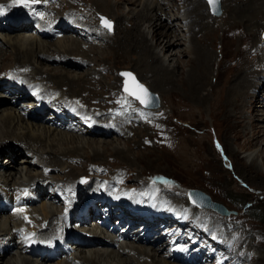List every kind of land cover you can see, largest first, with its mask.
Instances as JSON below:
<instances>
[{
  "label": "rangeland",
  "instance_id": "1",
  "mask_svg": "<svg viewBox=\"0 0 264 264\" xmlns=\"http://www.w3.org/2000/svg\"><path fill=\"white\" fill-rule=\"evenodd\" d=\"M0 1L3 2L5 0H0ZM38 1H40L41 5L44 4L43 0H38ZM62 1L61 0L59 1L52 0L50 2L47 1L46 5H50L52 7L56 5L58 2V6H61L62 4L66 2V0L65 1L62 0ZM86 1L88 2L89 6L91 5L92 7L91 10L94 11V13H96L94 14L93 19L86 17L85 13H82L81 15L77 14L76 9L71 10L68 14H73L72 16L79 18V21H77L74 24L77 27L79 25L92 27L93 25H96L95 23H98V20H97L98 18L100 21V16H104V15L99 16L98 14V13L103 14V12H101V8L103 9L102 11L107 10L108 13H111L110 14L111 17L113 16L114 18L112 19V18H109L108 16H104L112 24L111 31H106L105 29L101 30L100 37L98 38L104 39L105 38L104 34L115 36L117 27H121V32L124 33V31L122 30L123 24L125 28L131 29L132 24L130 23L125 24L123 22L121 23L119 19L118 18L115 19V17L121 16L123 17L124 20L127 19L126 21H131L132 20L131 18L135 16L134 14L139 13L143 5L146 4L148 0H132L133 1L132 5L131 3L129 4L126 2L125 3L119 2L118 7H115L117 4L116 0H110V2H108L109 0H104L105 6L107 5L106 8L100 7L99 5V4H102L103 0H86ZM218 1H219V6H218L219 13H212L210 6L208 5L209 2L207 0L204 1L205 3L208 2L207 3L208 13L206 9L204 13H206V15L208 14L210 17H215L217 19V23L215 24V27L213 28L214 33H211L209 35L212 39H215V38L216 39L213 41V43L210 41L209 42L205 41V44H207L208 46V49H207L208 51L206 50V52L204 53V55H206L207 57H208V54L212 53L213 59H216V63L213 67L214 71L212 73L211 72L209 73V77L212 79L213 86L223 85L225 81L230 82L231 80H233L235 77H237L240 74L237 72L241 71V67L243 66V64L247 62L248 60L250 61L251 59L254 58V56H256V54L253 53V50H255V47H254L255 45H252L249 47L246 44L247 38H246V41L244 39L246 35H242L239 32V29L241 30L243 29L242 31L244 32L245 24L241 23L239 24L241 27L233 28L232 26L236 25V20L228 21L229 19L227 18H229V14H227V12L226 14L224 13V11L226 10L225 8L227 6L226 0H218ZM12 2L14 3V0ZM162 2H166L167 6L166 5L165 6L168 9L167 13L169 14L170 18L173 20L174 25L176 24L175 26L180 29L178 33L181 36L184 35V33H188L190 30L188 31L185 29L183 31V28L181 29V26H179L181 25L182 20L180 19V22H179L178 19L181 17L178 18L179 13H177L178 10L176 8L177 7L181 8V6H183L181 4L182 2L178 1L176 4L178 3L179 4L176 5L175 7H173V4L169 3V1H164V0L159 1L161 5H162ZM14 4L16 6L14 5L13 6L14 8L11 7L9 10L6 9V7L4 6L5 10L11 12L12 14L13 13L17 14L15 12L17 11L16 7L18 6V4L16 3ZM0 6H3V5L0 4ZM213 6H216V2L215 4H213ZM41 9H39V12L41 11ZM26 11L31 13L30 10L28 11V9H26ZM52 11L56 12V9H53ZM60 11L61 13H63L64 10L60 8ZM210 12L212 13V15L213 14L214 15L212 16ZM24 13L27 15H30L26 12ZM43 13H41V15ZM44 16H46L45 13L41 16V18L43 17V19H45L46 17ZM223 16L225 17L222 18ZM220 17L222 19H220ZM209 22H210L209 23L210 27H212L213 22L211 20H209ZM227 23L229 26L227 25ZM146 26L148 27V25L146 24L144 25L143 28L144 30H146V32L148 31L147 33L149 35L148 36L149 42L150 43L152 42L155 46V41H152L153 33L150 32L149 34V30ZM72 28L73 30L75 29L74 27ZM184 28L188 29L190 28V26L186 23L184 24ZM52 30H54V28ZM222 30H223V34H222ZM7 31H12V32L7 33V32H3L0 30V48L4 47V53H3L4 55L1 56L2 68L0 70L1 71L0 74L2 73L1 75L2 77L4 76V73H7L9 69L13 70L14 67L18 71L17 73H20V75L26 76L23 72L24 69L21 70L19 68L22 64L19 63L18 65L13 66L15 60L13 61V55H11L12 48L6 44L8 43L7 41L12 42V43L24 42V44L22 43L23 44L22 46H24L25 49L28 48V43H32V44L34 43L32 42V40L33 41L34 40L46 41L49 44L50 43L54 44V47H53L54 49L50 51L52 52L50 54H53V53L55 54L56 48H58L57 47L58 44L61 46L62 43L64 44V42H67L68 39L72 41L79 40V38H76V37L80 35V33H72V34H68V36L62 34V37L56 40H53V39L39 38L38 35L33 31L32 32L31 31L14 32V30L10 28H7ZM195 31H197V29ZM123 33L122 34L117 33L119 39L123 35ZM258 33L259 32H257L256 36L252 37V39L253 40L256 39L255 41L258 40L260 44H263V47H264V31L262 32L261 35H258ZM19 35H22L21 38L23 39H19L20 37L19 38L16 37ZM8 36H11V37H8ZM92 36L93 35H91V37ZM91 37L89 36V38L86 39V41L88 40V42H90L91 40H93V38ZM203 37L204 36L200 33V34H197L196 39L197 41L198 40L200 41L203 39ZM98 38H95V39H98ZM181 38L180 40L184 42L183 43L181 42L179 45H177V47H174L172 54H168L167 56L168 61H166V64L171 63L172 68H179L180 63H181V67L183 68V65L185 63L184 70L187 73H190L189 75H187L188 79H190V77L193 78V76H195L194 74H198V73H195L194 71L195 69L193 71H190L192 68V65L191 67L190 66L187 67L186 65L187 61L190 58L182 54L181 51L189 50V43H187V40L185 42L184 36ZM100 39H98L99 41H94V44L91 43L90 46L92 48L90 47L87 48V45L90 43H88L86 46L83 45L82 48H80L81 53L80 52L79 53L84 54L83 58H80L79 56L75 54L72 55L73 57H75L73 58V61H75L74 63L69 62L68 64H64V63L60 64L58 62H50V63L48 62L46 64L44 63L45 66L44 65L42 66V65H38L37 62L32 60L30 64L33 65L34 67L33 66L31 67L32 70L31 68H29V71L30 73L34 72L37 66V68H39L41 71H44L46 70V68H49L50 70L49 69L48 70L50 71V73H56V71H61L63 69V70L70 71L69 73H74V74L77 73L76 75H83V73L86 74V72L90 71L89 69H94L93 72L99 73L97 76L98 78L100 77L99 79L101 83H99V85H96L94 87V90L90 88V86H85V89H87V91L82 94L81 98L80 97L79 98L84 100L88 96L95 95L96 97V95H99V98L103 99L110 94L117 93L114 100L118 97L117 98L118 107L127 105V104L124 105L121 103L128 102L127 99L130 98L128 96V93H126V91L123 90L124 88L123 77L120 76V73L122 71L131 72V74H133V78L138 82V84L140 83L141 85L146 87L147 91H150L151 93H155V95L160 100V105L155 110H146V109H143L142 107L138 108L140 112L134 115L136 118H134L133 122H136L138 126L142 125L140 126V128L144 127V129L138 130L140 133L139 137L136 135V133L133 130L129 133L127 129H123L124 133L121 134L122 127L120 128V130L119 128H116L118 129L116 130L117 135L111 132H109L108 135L106 134H90L89 135L88 134L89 131H85L84 133L82 132L76 133L71 130H70V133H66L61 130H58L57 127L52 128L50 124L44 123L37 115H35L38 117L35 119L41 120L40 122H38V124L42 123L41 125H45L46 127L49 126L53 130H57L58 132H61L62 135L63 134H70L73 136L76 135V137L77 136L83 137L85 141L87 142H93L95 140L97 142V143H91V145L95 147L94 149H91L87 144H84V146L86 147L82 148V151L78 153L82 157V159L77 160V161H80V163L77 165H74V167L78 166L75 172H79V171L83 172V174H77L80 176L83 175L79 179L73 178L72 176L68 175L71 172L70 171L71 168H67L63 170L58 168L56 169L58 171H52L51 169H48V173L46 174L47 178L48 176L53 174L52 178L54 177L55 180L59 182L58 184H63L64 191L66 192H68L69 189H72L71 182L74 183L75 181L76 182L80 181L84 183L85 179H88V182L85 185L87 189L93 186L94 192L96 190H97L96 192L99 191V193H102L106 190L110 192L118 191V194L122 193L121 196L122 195L124 196L126 194V196H124L125 199L128 198L133 201H139V200L136 198V196L133 197L134 194L132 195L128 193L126 189L131 188L132 191H134L135 193H138L141 190H143V188L151 185L149 182L150 180L151 181L156 180L155 185L153 187H148L147 188L148 191L146 189L144 193L146 194L147 197L148 196L151 197V200L148 203L154 206L157 204H161V206L164 205L166 209L168 208L167 210L171 214L170 224L174 223L175 227H178L179 233H182L186 236L187 235L191 236V240L189 243L190 247L188 249L189 251L190 249L197 247L196 249H199L200 253L204 252V255H205L204 259L207 260L206 264H219L220 262L224 264H264V182L262 178H258L255 181H248V179L244 177L245 179L244 180L241 174L239 173L240 166H238L237 163L231 159L230 153L228 151V147H229L230 149H232L233 151L237 153V157L239 159L241 160L243 159L245 162H250L251 159L254 158L256 159V163L258 164V166L261 167L263 165L261 151L264 146V143L261 146H257L256 148L252 149L251 151L242 150V148L240 147L242 143L240 141L235 140L233 133L230 132V130L228 129V126L227 127L225 126L226 124L223 118L219 116L221 110L210 107L202 99L204 95L206 94V92L201 93L200 91L191 90V89L189 90L187 87L181 86V83L179 82H174V84L172 85H163L161 87H157V85L152 84L153 83L152 81H149L148 83L150 84L151 82L152 84L151 86H153V88L157 90L159 93L153 92L151 91L152 88L150 87V85L146 83L147 81L144 78H142L140 75L143 68L139 69L133 66L134 61H135L133 57L135 56H133L132 54L129 56V58H127L124 55L123 51H120L119 49H115L113 54L112 53L110 54L111 57L106 58L107 56L104 53L105 52L109 53L110 51H106V49L108 48V45L99 46V47L96 46L97 44H101V43L105 44V42L101 41ZM115 41H116V38H115ZM32 44L29 45V48L32 47L31 46ZM160 48L158 49L156 48L157 52H159L162 49ZM60 56L63 57L64 59L67 58V56L64 57V55H60ZM78 59L85 60L88 65L83 66V67H81L80 65L78 66V64H76ZM97 59H100V62H95V60ZM149 61L150 59L148 60V62ZM95 63L97 65L101 63L102 65L100 68H98L97 66H95L96 65ZM239 65H240L239 69L236 70V67ZM249 65H251V63ZM9 66L10 67L12 66V67L10 68ZM217 67L220 68V71H218L220 73H216ZM105 68H106V71L101 70V69L104 70ZM107 69H109V71H107ZM218 75H220V77H218ZM45 76L46 75H44V77ZM151 76L152 75H150V77ZM60 78H62V76H60ZM116 80H119L120 83H118ZM3 81L6 82L5 80ZM261 83H263V85ZM260 84L264 87V78L260 81ZM45 85L44 87L46 88L47 85L46 86ZM109 85L111 88H109ZM261 85H259L258 90L256 89L254 90L255 93L257 91L259 92ZM49 86L52 88L55 86V83H50ZM113 86H115L116 88L115 91L112 90ZM103 87H106V88L104 89ZM54 88L57 89L56 87ZM9 89H11V86L9 87ZM67 89H69V87L64 86L62 87L61 90L62 92L63 91L67 92L66 91ZM5 90H7V92H3V90L1 92L0 90V96H3V97H0V100L6 102V103L0 104V110H1L0 115L1 116L4 114V112L2 111V109L4 108L2 107H5L7 105H8L7 107H12L11 102L12 100H14L13 98L15 97V94L8 92V89H5ZM104 90H106L107 94L104 92ZM101 92L102 93L104 92V95H102ZM261 95L264 96L263 89L262 91H260V96ZM61 96L63 98V95ZM62 98L60 97L59 98L60 100L59 99L57 100L58 105H63V100H65V97L63 99ZM24 101H27V99H25ZM88 101H89L88 99L85 100L87 104H88ZM129 102L131 101L129 100ZM75 106L76 108L78 107L81 111H84V112L86 111L87 116L89 115L87 119H92L93 118L92 114H96L95 116L100 118L98 114L101 111L99 110L92 112L88 107H84L78 104L77 102ZM17 107L19 108L20 106H17ZM17 107L16 109L18 110ZM90 107L91 109H93L92 105H90ZM247 107L249 108V105H247L246 107L244 106L245 109H247ZM130 108H132L131 105H130ZM20 112L24 113L22 112V110H20ZM243 113L244 115H241L240 119L245 121L247 125L248 122L254 119L255 113L250 114L249 110L247 112L244 111ZM109 115L108 114L106 115L109 117V119L102 115L101 116L102 121L104 122L110 121V120L115 121L116 115L112 113ZM64 116H68L67 113H65ZM92 120H93V124L97 125V122L94 120V118ZM77 122H79V120H77ZM234 122H236V118ZM258 123L264 126L262 121H259ZM244 127H245V124H244ZM245 129L244 130L247 132H252L251 126H248L247 128L245 127ZM133 132L135 133L134 136H132ZM6 141L10 143L14 142L11 140H4L2 142H6ZM22 144L23 145H21L20 148H23V149L16 156L17 160L21 162V164L23 163V161H25V159H28L24 155L28 147H26L25 142H22ZM106 144H111V145L109 147H106L105 146ZM61 146L58 145V147L62 149L63 148L68 149L72 147V145L62 146V147ZM7 147L10 148L8 144H6L5 148L7 149ZM37 147H39V145H37ZM5 148L3 151L4 155L0 156V167L1 166L5 167L4 169L8 168V166L11 164V161H12V160L10 161V158H8L7 150ZM111 148H118V149H124V150L127 148H130L131 154L126 156V161H123L122 160L123 158L121 156L115 157V156L109 155V152H110L109 150H111ZM50 149L52 151L57 150V147H53V148L50 147ZM94 150H98L100 152L99 158L94 157ZM68 152L72 153L70 151H67L66 153ZM74 155L79 156L76 154ZM31 156L32 158H29V159L32 160L33 155ZM89 157L90 159H88ZM141 158H144L145 160ZM60 160H61V163L63 162L62 164H66L69 162L66 158H60ZM83 163H85L86 166L93 163L95 167L102 169L105 173H110L112 170H115V172L113 173L111 178L108 177L107 175L106 177H104L101 174H96V173L95 174L92 173L91 175H89L91 172H88V174L86 173L85 175L84 174L85 171L82 166ZM47 167L49 166L47 165ZM24 169H22V172L21 171L19 172L20 174L15 172L16 174L14 178L15 180L13 179L12 180L13 182L11 180L10 181L12 183L14 182L20 183L24 181L28 182L29 181L28 176L30 175V173L38 174L40 172H43L42 167L40 168V170L33 169V168L28 169V167ZM118 171H122V175H124V178H125L122 188H119L117 183H115V181L113 180L115 174ZM24 175L26 176V178L24 177ZM0 178H4V176H2L1 171H0ZM4 185L9 187V185L7 184H4ZM159 186H163L160 189V194H163V196L160 195V199L164 200V196H168L166 202L159 203V202L152 201V199L157 194ZM190 189L202 191L203 193H205L206 195L210 197L211 201L223 205L229 212H233V213H230L227 216H223L212 210L206 211L207 213H204V211L198 210V209L191 210L188 207L187 208L184 207L185 205L187 206V203L186 204L182 203L181 204L182 206H180L179 203L177 202L179 200L180 201L188 200L187 192ZM84 194L79 195V201L83 200L86 197V195L84 196ZM49 197L51 196L49 195ZM113 197L114 199H117L116 196L113 195ZM42 203H44L45 206L52 205L54 206V208H56V205L51 203V201L49 200L42 201ZM41 205L42 204L34 208L40 207ZM181 207H182V210H179ZM9 208L10 209L15 208V206H10ZM34 208L33 210H35ZM33 210L31 209L30 212H33ZM191 211L192 213L190 215ZM34 212H33L34 214L37 213L36 211ZM21 215L22 217H24L23 214ZM13 218L6 217V215H0V226L3 224L2 225L4 226L3 229L6 228L5 230L0 231V236L8 235L7 233L10 231V229L8 227H5V225L7 221H10V222L13 221ZM35 218H40L42 219V221L44 219L43 216L37 217V214L35 215ZM174 218H177L176 220H178L179 223H176ZM39 221L40 220L35 219V222L37 225H39ZM42 221H41V225H42ZM94 222H95V219H88V222L85 223L86 225H82L81 223V226L83 228L89 227L87 231L90 228L102 226V225H97V226L93 225ZM101 222L104 223V221L102 220ZM113 222H114V219L112 220V223ZM107 225L110 226L112 229H117L118 231L120 230V228L124 227V226H119V228H116L110 224H107ZM21 226H19L18 229L23 230L21 228H24V226L23 225ZM133 228L134 229L132 231V235H134L133 233L136 230L137 226ZM165 228H168V224H166ZM163 229L160 230V241L157 244V246L160 249V252L165 251L168 254L167 256L169 255L173 256L175 253L171 254L170 241H169V239L172 236L167 237V235L164 236V234H161ZM6 230H9V231L6 232ZM24 230H23L24 232H28V231L30 232L31 229L25 228ZM47 232H45L44 235ZM88 234L90 233L88 232ZM126 234H127V231H126ZM158 234L151 230L149 231L147 236L150 238H155L156 236H158ZM90 239H96V238L91 237ZM117 242H118L117 247L119 246V248L118 249H113L112 247L111 248L114 251H116L117 254H119L120 258L119 259L118 258L113 259V257L112 258L104 257L105 259L98 258L97 259L98 262L101 260L100 264H119L120 259L122 258L126 259L127 255L122 256V253L120 252L119 249L126 248V246L131 247L132 245L130 246V243H127L126 240L117 241ZM178 242H180V240H178ZM137 246L141 247V245L136 244L135 247ZM182 246L185 247L184 243L182 244ZM20 248L21 246H19L18 249L20 250ZM111 248L107 246H97V247L92 246L88 248H80V250L74 249L73 253L70 255L73 261L70 258L64 257V258H60L52 262H49L51 261L50 257H47L48 259L47 262L46 260L45 261L38 260L36 257H32L31 255L35 254L32 252V250L30 251L31 253L30 255V253H27L24 249H21V251L23 252V255H22L19 253L17 249H9L8 251H5L4 260H5V263L10 261V264L11 262L12 264H26V262L28 263L30 262L32 264L33 263L34 264H37V263L39 264H61V263L62 264H73L74 262H78L79 264H82V262L79 259H82L84 257V251L88 252V251L96 249V250H102V251L107 250L108 252L109 251L111 252L112 250ZM147 248L149 250L151 249V247H147ZM248 250H250L249 254H248ZM192 255L193 254H191V256L190 255L187 257L185 256L189 263L195 262V264H198L196 260L201 259L202 263L201 262L200 263L204 264V260H202V254L199 256V259L196 258L195 261L193 259L194 255L193 256ZM220 257L221 259H219ZM260 257L263 259L260 260ZM135 259L136 258H134V260ZM135 261L139 262V260H135ZM147 261L149 263L150 260L147 259ZM138 262L136 263L138 264Z\"/></svg>",
  "mask_w": 264,
  "mask_h": 264
},
{
  "label": "bare ground",
  "instance_id": "2",
  "mask_svg": "<svg viewBox=\"0 0 264 264\" xmlns=\"http://www.w3.org/2000/svg\"><path fill=\"white\" fill-rule=\"evenodd\" d=\"M11 1H13V0H5L3 2L0 1V4L3 3L2 5H5L7 8H10V7H12ZM43 1H44V4L42 6H40V8H29L28 11L30 10L31 13L27 12L26 9L24 12L30 14L33 17L36 16V14H39V18H41V16L45 13L46 16H44V17H46V18L43 19V17H42V21L47 23L49 25V27L51 28V30L54 28V30H52L53 33H61L63 35H67L68 32H70V33L77 32V31H75L76 29L73 30V28L71 26L61 23V20L63 18H65L66 16H72L73 15V14H68L73 9H76L77 14H79V15H81L82 13H85L86 17H89L90 19H93L94 14H96V13H94V11L91 10L92 7H91V5L89 6V4L86 0H66V2L64 4H62L61 6H58V2H57V4L52 6V7L50 5H46L47 1L50 2L52 0H43ZM159 1L160 0H148L146 2V4L143 5V7L141 6L142 9L139 11V13L134 14V12H133V14L135 16H133V18H131L132 19L131 21H126L127 19L124 20L123 17H121V16L117 17L116 16L115 19L118 18L121 23L123 22L125 24L126 23L132 24L131 25L132 28L131 29L125 28L124 24H123L122 30L124 31V33L121 32V27H117L116 28L117 31L115 33V36L104 34V36H105L104 39H100L98 37H95V38H98L101 41L105 42V44L101 43V44H97L96 46L99 47V46L108 45L107 49L104 48V49H106V51H110L109 53H107V52L104 53L107 56L106 58H110L111 57L110 54L111 53L113 54L115 49H119L120 51H123L124 55L127 58H129V56L133 54V56H135V57H133L135 60L133 66H135L136 68H139V69L143 68L142 72L140 71L141 72L140 75L142 78H144L147 81L146 82L147 84H149L148 83L149 81H152L153 85H157V87H161L163 85H172V84H174V82H179V83H181V86L187 87L189 90L190 89L196 90V91H200L201 93L206 92V94L204 95V97L202 99L210 107H212L214 109H220L221 110L219 116H221L223 118V120L226 124L225 126L226 127L228 126V129L230 130L231 133H233L235 140L240 141L242 143L240 145L242 150L251 151L252 149L256 148L257 146H261L264 143V126H262L258 122L262 121V123L264 125V98H262L264 96L263 95L260 96V91H262V89L264 90V87L262 86L263 83H261L262 85L260 84V81L264 78V47H263V44H260V42L258 40L255 41L256 39L253 40L252 37L256 36L257 32H259L258 35H261L262 32L264 31V29H263V27H264V0H226L227 6L225 8L226 10L224 11V13L226 14V12H227V14H229V18H227V19H229L228 21H232V20L235 21L236 20V25H233L232 26L233 28L241 27L239 25L241 23L245 24L244 32L242 31L243 29L242 30L239 29V32L242 35H246L244 37V39L246 41V38H247L246 44L249 47L252 45H255L254 46L255 50H253V53L256 54V56H254V58L252 57L253 59H251L250 61L249 60L247 62H245L246 60L244 61L245 63L241 67V71L237 72V73H240L237 77H235L230 82L225 81L223 85H216V86H213L212 79L209 77V73L210 72L212 73L214 71L213 67L216 63V59H213L212 53L208 54V57L206 55H204V53L208 49V46H207V44H205V41H207V42L210 41L213 43V41L216 39V38L212 39L209 35L211 33H214L213 28L215 27V24L217 23V19L215 17H210L208 14L206 15V13H204L205 9L207 10V13H208V9H207L208 8V6H207L208 2L205 3L204 2L205 0H164V1H169V3H172L173 7H175L176 5L179 4V3L176 4L178 1L182 2L181 4L183 6L179 5V6H181V8H178V7L176 8L178 10L177 13H179L178 18L181 17L178 19L179 22H180V19L182 20V23L179 26H181V29L183 28V31L185 29L188 31L190 30V31L188 33H184V35L181 36L178 33L180 29L175 26L176 24L174 25L173 20L170 18L169 14L167 13L168 9L166 7L167 6L166 2H162V5H161V3H159ZM108 2H110V0ZM119 2H124V3L126 2L129 4L131 3V5L133 4L132 0H116L117 4L115 7H118ZM99 5H100V7H103V8L104 7L106 8V6H107V5L105 6L104 0L102 1V4H99ZM212 6H213V4H212ZM52 8L56 9V12L53 11L54 17L52 16V12H51L53 10ZM60 8H62L64 10L63 13H61ZM39 9H41L40 12H39ZM98 9H99V7H98ZM102 10L103 9L101 8V12H103V14L98 13L99 15L108 16L109 18H112V19L114 18L113 16L111 17V15H110L111 13H108L107 10H104V11H102ZM17 11H20V9L17 8ZM41 13H43V14L41 15ZM211 15H212V13H211ZM224 17L225 16H223L222 18H224ZM222 18L220 17V19H222ZM25 20H26V18L21 17V16H17L15 18H12L11 23L14 25H12L8 28L13 29L14 32L22 31L24 24H22V26H21L22 28L17 26V24L20 21H25ZM209 20H211L213 22L212 27H210ZM186 23L190 26V28H188V29L184 28V24H186ZM95 24L96 25H93L92 27L95 28V31H99V33H100L101 32L99 30L100 27L98 26L97 23H95ZM146 24L148 25V27L147 26L146 27L149 30V34H150V32L153 33L152 41H155V46L152 42L151 43L149 42V39H148L149 35L147 33L148 31L146 32V30H144V28H143L144 25H146ZM227 25H228V23H227ZM20 29H22V30H20ZM196 29H197V31H195ZM223 30H222V34H223ZM117 33H119V34L123 33V35L120 37V39L118 38ZM177 33H178V35H177ZM200 33L204 37L202 40L197 41L196 36H197V34H200ZM19 34H21V33H19ZM96 36H99V35H96ZM183 36L185 37V42L187 40V43H189V50H187V51L182 50L181 53L190 58L186 63L187 67H189V66L191 67V65H192V68L190 71H193L195 69L194 70L195 73H198V74H194L195 76H193V78L190 77V79H188V77H187V75H189L190 73H187L184 70L185 63L183 65V68L181 67V63H180V66L178 65L180 70H179V68H172L171 63L166 64V61H168L167 60L168 54H172L173 48L177 47V45H179L182 42V40H180V38ZM8 37H11V36H8ZM16 37H18V38L20 37L19 39H23V38H21L22 35H19ZM81 38L82 39L75 40V41L68 39L67 42H64V44L62 43L61 46L58 44L57 45L58 48H56L55 54L54 53L50 54V53H52L50 51L52 49H54L53 48L54 44H51V43L49 44L46 41H38V40L33 41L32 40V42H34V43L33 44L28 43L27 49H25L24 46H22L24 44V42L12 43V42L7 41L8 43H6V44L12 48L11 49V51H12L11 55H13V61L15 60L13 66L18 65L19 63L22 64L19 68L21 70L24 69L23 72L25 75H26V73H28V74L26 76L21 75V77L23 78V81H19L17 79H14V78H18V77L9 76L8 78H6L5 75L2 77L1 76L2 73H1L0 74V90H1V92L4 89H9V87L11 86V89L14 92H17V93H15V97L13 99H15L16 101H19L20 99L21 100L27 99V101H28V100L34 98L32 95V92L30 90L31 86L36 87V90H37V88L40 85L46 84L48 87V90H45L44 93L47 95L48 98H54L55 99L58 97V99H59L60 97L62 98L61 95H63V98L65 97V100H63V103L75 102L77 100L82 106L88 107L92 112H94L96 110L101 111L98 114V116H100V118L102 115L105 116L107 114L109 115V113H115V115L117 116L115 121H112V120L106 121V122L103 121L105 124H107L108 128L109 127H112V128L115 127V128H119V130H120V128L122 127L121 134L124 133L123 129H127L129 133L133 130L136 133V135L139 137L140 133L138 130L144 129V127L140 128V126H142V125L138 126L136 122H133L134 118H136L134 115L138 114V112H139V110L137 109V107L133 103H131L129 101L124 102L121 104H124V105L127 104V105L118 107L117 106L118 105L117 104V102H118L117 98L118 97L114 100L117 93L110 94L103 99H100L99 95H96V97H95V95L88 96L84 100L80 99L82 94L87 91V89H85V86H90V88H92L94 90V87L96 85H99V83H101V81L99 79L100 77L98 78V76H97L99 73L93 72L94 69H89L90 70V71H88L89 73L86 72V74L83 73V75H76L77 73L76 74L69 73L70 71L63 70V69L61 71H56V73H50L49 68H46V70L41 71L36 66L34 72L30 73L29 68H31L33 66L30 64L32 62V60L37 62L38 65H42V66L44 65V63L46 64L48 62L49 63L50 62H58L60 64H63V63L68 64L69 62L74 63L75 61H73V58H75V57H73L72 55L75 54V55L79 56L80 58H83L84 54L83 53L80 54L81 53L80 48H82L83 45L86 46L88 43H90L87 45V48H89V47L92 48L90 46L91 43L94 44V41H99L98 39H93L90 42H88V40L87 41L85 40V38H86L85 36H81ZM115 38H116V41H115ZM113 39H114V41H113ZM109 40H110V42H109ZM249 40H250V42H249ZM58 43H60V42H58ZM30 44H32L31 45L32 47L30 46L31 48H29ZM114 46H115V48H114ZM93 47H95V46H93ZM156 48L157 49L160 48L161 50L159 52H157ZM111 50H113V51H111ZM3 53H4V47L0 48V64H1L0 70L2 68L1 56L4 55ZM60 55H64V57L67 56V58H65V59L63 57L61 58ZM137 56H138V58H137ZM58 57L61 59L58 61H55V59H57ZM149 59H150V61L148 62ZM95 62H100V59L95 60ZM103 63H105V62H103ZM250 63H251V65H249ZM252 63L255 65H253ZM193 64H195V65H193ZM101 65L102 64L99 63L98 65L96 64L95 66L100 68ZM239 67H240V65L236 67V70H238ZM255 67H256V69H255ZM14 69H15V67H14ZM31 70H32V68H31ZM101 70L106 71V68L104 70L103 69H101ZM176 70H177V72H176ZM107 71H109V69H107ZM218 71H220V68L217 67L216 73H220ZM129 73L131 74V72H129ZM145 74H147V75H145ZM149 74L152 76L150 77ZM44 75H46V76L44 77ZM106 75H107V73H106ZM60 76H62V78H60ZM123 77H125V81L129 80L128 76L127 77L123 76ZM218 77H220V75H218ZM3 80H5L6 82H4ZM116 81L118 83H120L119 80H116ZM50 83H55L54 87H56L57 89H55L54 87L51 88L49 86ZM126 83L129 84L130 81H126ZM152 84H151V82L149 84L150 87L153 89L152 90L150 88L151 91L159 93L157 90H155L153 88V86H151ZM259 85H261L260 90H259V92L257 91L255 93L254 90L255 89L258 90ZM64 86L69 87V89L66 90L67 92H64V91L62 92L61 89ZM103 88L105 89L106 87H103ZM109 88H111L110 85H109ZM112 90L113 91L116 90L115 86L112 87ZM104 92L106 93V90H104ZM104 92L103 93L101 92L102 95H104ZM41 93H43V91H41ZM41 93H39V95ZM106 94H105V96H106ZM86 99H88L90 101V102L88 101V104L85 102ZM2 103H6V102L0 100V104H2ZM11 104H12V107H7L8 105L5 107H2V108H4V109H2L4 114L2 116L0 115V156L4 155L3 154L4 148L6 147V144H8L10 148L7 147V149L6 148L5 149L7 150L8 158H10V161L12 160L11 164L8 166V168H6L2 172V176H4V178H0V181L4 184L9 185V186L10 185H19V186L11 187L9 194L5 193L6 195L0 196V200L6 202V204H7L6 208H9L10 206L20 207L21 205L26 204V203H24V201H25V199H24L25 188H23V186L26 185V183H25V181L20 182V183H17V182L12 183L13 182L12 180L16 176L15 172L20 174L19 172L20 171L22 172V169L27 168V167H28V169L33 168V169H39V170L42 167L43 172H40L38 174H31L30 173L29 176L27 175L29 177L28 182L32 181V182L37 183V182L41 181V180H37V178L44 179V180L47 179L46 173H48V169H51L52 171H58V170H56L58 168H60L61 170L71 168V170H70L71 172L69 171L70 173L68 172L69 173L68 175L72 176L73 178L79 179L83 175L80 176L77 174H83V172H80V171L75 172L76 168L78 166L74 167V165H77L80 163V161H77V160L82 159V157L78 153H80V151H82V148L86 147V146H84V144H87L91 149H94L95 147H93L91 145V143H97L96 140L93 142H87L81 136L76 137V135L73 136L70 134H63L64 135L63 136L61 132H58L57 130H53L49 126L46 127L45 125H41L42 123L38 124V122H40L41 120L35 119V118H38L37 116L31 115V114L27 115L25 113H21L19 109H18L19 110V112H18V110L16 109V105L14 103V100H12ZM68 104H71V103H68ZM90 105H92L93 109H91ZM130 105L132 106V108H130ZM247 105H249V108L247 107V109H245L244 106L246 107ZM59 110L63 113V115H65V113H67V115H68L67 109L59 108ZM248 110H249L250 114H254V113L255 114H254V119L251 120L250 122H248L246 125L245 121L240 119V116L244 115L243 112L244 111L247 112ZM102 112H103V114H102ZM93 115L95 116L96 114H93ZM235 118H236V122H234ZM244 124H245L246 128L248 126H251L252 132L245 131L246 129L244 127ZM51 126L53 127V125H51ZM115 128L112 132L111 131L110 132L117 135ZM98 129H99L100 133L103 132V128L98 127ZM93 132H94V130L92 131V133ZM134 132H133L132 136L135 135ZM101 134H103V133H101ZM4 140H11L14 142H12V143H10L8 141L2 142ZM22 142H25L26 147H28L27 150H29V152L32 153L31 155H33V159L32 160L31 159H25V161H23V163L21 164V162H19L17 160L16 156L23 149V148H20L21 145H23ZM85 142H87V143H85ZM37 145H39V147H37ZM58 145H60V146L61 145L62 146L72 145V147L68 148V149H64V148L62 149V148H59ZM110 145L111 144H106L105 146L109 147ZM50 147H52V148L57 147V150L52 151L50 149ZM67 151H70L72 153H69V152L66 153ZM109 151H110L109 152L110 156H115V157L121 156L123 158L122 159L123 161H126V156L131 154L130 148H127L125 150L124 149H118V148H111V150H109ZM228 151L230 153L231 159L234 160L238 166H240V172L239 171L238 172L241 174L243 179L245 177L246 179H248V181H255L258 178H262V180L264 182V146H263L262 151H261V156H262V160H263V165L261 167L258 166V164L256 163V159H254V158H252L250 162H245L243 159L242 160L239 159L237 157V153L235 151H233L232 149H230L229 147H228ZM74 154L79 155V156H75ZM35 156L38 157V161L35 159ZM94 157L95 158L100 157V152L98 150H94ZM60 158H66L69 162L67 161L68 163L62 164L63 162L61 163ZM88 159H90V157ZM141 159H144V158H141ZM89 162H91V161H89ZM47 165L49 167H47ZM63 165H65V166H63ZM82 166L84 168V171H85L84 174L85 175H86V173L88 174V172H91L89 175H91L92 173H94V174L96 173V174H101L104 177H106V175H107L108 177L111 178L113 173L115 172V170H112L110 173H105L102 169L95 167L93 165V163L89 164L88 166H86V164L83 163ZM24 170H26V169H24ZM24 177L26 178L25 175H24ZM138 178H136V179H138ZM49 179L55 180L54 177L53 178L50 177ZM124 179L125 178H124V175H122V171H118L115 174L113 180L115 181V183H117L119 188H122ZM155 181L156 180H152V181L150 180L149 182L151 185L143 188V190H141L138 193H135L134 191H132L131 188L126 189V191L132 195L134 194L133 197L136 196L138 198V200H142V201L147 202L148 200H147L146 194H144V193L148 187H153L155 185V183H156ZM78 182H76V181L74 183L71 182L72 183L71 185H74ZM94 186H95V184H94ZM162 187L163 186H159V189L157 191L156 196L152 199L155 202L158 201L159 203H161V202L167 201L168 196H164V200L160 199V195L163 196V194H160V189ZM147 191H148V189H147ZM141 193H143V194H141ZM163 193H164V191H163ZM147 195H148V193H147ZM124 196H126V194ZM148 199L150 202L151 197L149 196ZM114 200L120 201L118 198L114 199ZM169 201H171V200H169ZM177 203H179L180 206H182L181 205L182 203H185V204L187 203V206L185 205L184 207H186V208L188 207L191 210L197 209L196 207L192 206L188 200H184V201L179 200ZM8 204H9V206H8ZM102 205L103 206L106 205V202ZM158 205H159L158 208L160 211H161V208L163 209L161 212H163L164 214H166L168 212V210H167L168 208L166 209L164 206H160V204H158ZM2 209H4V208L0 207V210H2ZM34 209H35L34 211L37 212L36 213L37 217L43 216L44 219L42 221V219H40V218H35V217L32 218L33 225H32V227H30V229L32 231H34L35 228L41 226V221H42V224L46 225L47 228L49 226H51V228L54 230H56L57 228L62 230V224H61L62 220L61 219L60 220L57 219L59 221V223L55 222L54 220L53 221L49 220L51 216L55 215L58 212L57 209L54 208V206L51 205L50 207H47L43 203L40 207H37ZM32 210H33V208H32ZM179 210H182V207ZM202 211H204V213H207L206 211H209V210H202ZM132 212H135V211L132 209ZM191 213H192V211L190 212V215H191ZM23 216L29 217V214L25 211L23 213ZM143 216H146V215H143ZM13 217H11V218H13ZM35 219L40 220L39 225L36 224ZM88 219H95V216L88 215V218L85 221H83L82 225H86L85 223L88 222ZM8 222H10V221H7L6 225L9 224ZM127 223H128L127 220H125L124 224L122 223V225H119V226H124ZM2 225L0 226V231L6 229V228L3 229L4 226H2ZM6 225H5V227H7ZM93 225L97 226V224H93ZM133 227H135V226H128V228H126L127 236H129V237L132 236L134 238V241L136 240V243H138L140 245L145 244V236L149 233V231H151V229H147L148 224H142V226H141L142 229L139 232L134 231V233H133L134 235H132V231L134 229ZM21 229L24 230L25 228H21ZM31 230H30V232L28 231L26 233V235L32 234L33 232ZM7 231H9V230H6V232ZM107 231H111V232L115 233L118 230L112 229L106 223L105 224L103 223L102 226L90 228L87 231L90 234L87 233L85 242L78 245V247H79L78 250H80L81 247L82 248H88V247H92V246H94V247H97V246L110 247V245H112V244L117 246L118 242L115 239H113V237L108 236V240L104 239V238H106L105 233ZM72 232H74V231H72ZM49 233H50V230H48V232L45 235H48ZM156 233L158 234V232H156ZM57 234H60V232L56 231L54 235H57ZM91 237H95L96 239H90ZM147 238L149 240L147 246L143 247L141 245V247H138V246L135 247L136 244L129 242L130 246L132 245L131 247L126 246V248L119 249L120 252L122 253V256H125V255L128 256V257L126 256V259L125 258L120 259L119 264H137L136 262H138V261H135V260H139L138 264H195V262L189 263L188 260L186 259L187 256H189V255L191 256V254H193L194 256L193 255L192 256L194 257L193 259L195 261L196 256L198 254L196 251L192 250V249L195 250V247L190 249V251L187 248L186 253L183 256L181 254H174L173 256H170V255L167 256L168 255L167 252H165V251L160 252V249L157 246L160 239L150 241L151 238L148 236H147ZM52 239H53V237H52ZM52 239H50V241H47L45 244L49 245V244L56 243L55 241H51ZM247 243H248V241H247ZM147 247H151V249L149 250ZM182 247H184V246H182ZM40 251L46 252L47 248H42V249H40ZM32 252L35 254L37 253L36 250H32ZM109 252L107 250L102 251V250H96V249L88 251V252L84 251V257L82 259H79V258H77V259H79L82 262V264H100L101 260L98 262V260H97L98 258L99 259L104 258V257L105 258L106 257H110V258L113 257V259H115V258L119 259L120 258L119 254H117L116 251H114L113 249L111 250L110 253ZM249 253H250V250H248V254ZM4 254H5V252L0 251V264H10V261L5 263ZM132 255H133V257H132ZM53 256H55V252H53ZM261 257H260V260L263 259ZM134 258H136V259L134 260ZM147 259L150 260L149 263H148ZM46 260H48V259H46ZM141 260H142V262H141ZM72 261H73V259H72ZM11 264H12V262H11ZM26 264H32V263L26 262ZM37 264H39V263H37Z\"/></svg>",
  "mask_w": 264,
  "mask_h": 264
},
{
  "label": "water",
  "instance_id": "3",
  "mask_svg": "<svg viewBox=\"0 0 264 264\" xmlns=\"http://www.w3.org/2000/svg\"><path fill=\"white\" fill-rule=\"evenodd\" d=\"M208 1V0H207ZM215 4V3H214ZM210 9L213 13H218L219 12V9H218V6H219V1L216 0V6H212V4L210 5ZM217 10V11H216ZM122 73H129V72H121ZM124 76V75H122ZM127 77V76H126ZM127 81V80H126ZM125 81V87H124V90H126L128 93H131L132 95L134 96H139L141 98H144V95L141 91H138L131 85L127 84ZM141 86V85H140ZM139 88V87H138ZM141 88V87H140ZM141 89H146L144 86L141 88ZM132 91V92H131ZM148 92V91H147ZM138 93V94H137ZM141 93V94H140ZM149 95L148 96H152L150 95V93H148ZM146 99V98H145ZM140 101V100H139ZM145 106H153V107H156L157 104H153V105H149L147 103H144ZM188 197H189V201L192 202V204L194 205H198L200 208H208V209H212L218 213H220L221 215H224V216H227L229 215L230 213H233V212H229L223 205L221 204H218L216 202H212L210 200V198L204 194L203 192L201 191H198V190H189L188 191Z\"/></svg>",
  "mask_w": 264,
  "mask_h": 264
},
{
  "label": "snow or ice",
  "instance_id": "4",
  "mask_svg": "<svg viewBox=\"0 0 264 264\" xmlns=\"http://www.w3.org/2000/svg\"><path fill=\"white\" fill-rule=\"evenodd\" d=\"M36 2H37V0H14V3H16V4H22L25 7H28L29 4H34ZM208 2L211 5V4H214L216 2V0H208ZM5 11L6 10H5L4 6H0V15L5 14ZM101 19H102V22H103L104 27H106L109 30H111L112 24L107 19H105L103 17ZM121 75L130 76L131 74H129V73H122ZM140 87L142 88L143 86H140ZM143 91H144L145 97H147L149 95L148 92H147V89H143ZM136 99H139L142 104L147 103V100L145 98H141V97L137 96Z\"/></svg>",
  "mask_w": 264,
  "mask_h": 264
}]
</instances>
